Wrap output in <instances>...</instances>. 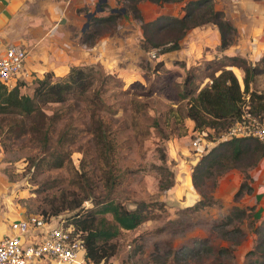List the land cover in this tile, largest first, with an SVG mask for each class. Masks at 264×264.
I'll return each instance as SVG.
<instances>
[{
	"label": "rangeland",
	"instance_id": "374dc122",
	"mask_svg": "<svg viewBox=\"0 0 264 264\" xmlns=\"http://www.w3.org/2000/svg\"><path fill=\"white\" fill-rule=\"evenodd\" d=\"M186 1L95 0L88 20L70 22L74 27L63 31L88 51L77 66L91 69L95 79L81 96L68 92L62 102L36 96L37 80L46 72L51 73L48 86L62 84L67 73L24 70L28 76L17 77L20 95L30 96L33 104L29 110H0V231L8 230L18 216H44L57 206L63 208L59 214L70 216L76 209L68 207L76 202H81L79 209L113 199L131 209L144 201L151 204L152 215L136 228L120 230L118 249L108 264H264V216L234 208L257 207L254 192L264 190V183L259 184L264 159L253 165L245 154L230 160L229 168L214 167L211 175L200 177L199 187L191 185L193 166L202 157L192 142L212 140V148L230 127L207 111L220 102L214 84L232 77L242 89L244 70L231 64V57L254 59L232 55L229 47L241 42L247 53L248 43L240 41L237 29L235 41L221 48L207 26L205 39L198 34L191 40L189 56L164 45L151 47L143 35L140 15L145 21L159 15L179 17ZM212 1L241 25L252 18L251 4L247 11L237 0ZM157 21L149 32L155 42L166 36V18ZM251 32L264 56V42ZM99 47L115 53L95 57ZM128 50L139 73L122 76L117 65L129 59L123 57ZM111 61L117 63L114 69ZM249 87L264 93V74L255 75ZM189 107L203 118L199 133L186 115ZM96 129L104 135L102 146ZM187 190L195 194L193 201ZM203 195L211 203L195 208Z\"/></svg>",
	"mask_w": 264,
	"mask_h": 264
},
{
	"label": "trees",
	"instance_id": "16d2710c",
	"mask_svg": "<svg viewBox=\"0 0 264 264\" xmlns=\"http://www.w3.org/2000/svg\"><path fill=\"white\" fill-rule=\"evenodd\" d=\"M183 10V15L179 17L159 15L153 20L145 21L141 15L139 16L144 38L150 43L151 47L164 45L177 49L188 30L205 24H213L217 27L220 34L221 48H225L235 41L237 28L226 17L222 9L215 7L212 0H187L183 5ZM161 18L167 20L166 24L162 26L165 28L166 36L155 42L149 32L151 33V30L158 26L157 20ZM171 33L174 34L170 35ZM231 59L233 60L231 64L241 66L244 70L242 89L237 80H232V77L231 80L226 79L215 82L216 95L220 102L213 108H207V111L213 113L216 119H225L224 121L228 122L230 126L235 120L241 119L244 110L254 115L264 116V93L249 87L250 81L255 75L264 74V56L260 57L258 55L253 61L237 56H232ZM50 74V71H48L43 78L37 80L35 93L40 99L51 97L52 100L62 102L66 100L67 97H64L68 92L81 96L94 84L95 80L91 69L72 66L62 84H50L48 86ZM12 86L9 88L8 83L0 81V110H29L30 105L33 104V99L27 95H20L16 83ZM186 115L194 120L196 123L195 130L199 132V129H201L200 123L203 121V118L200 121L199 115L201 113L189 107ZM214 126V122L210 120L209 127L213 128ZM96 135L97 143L102 146L101 142L104 141V135L100 129L99 132L96 129ZM245 154L252 157L253 165H255L264 157V146L255 137L246 135H234L221 140L205 154H202L198 163L193 166L191 185L199 187L198 179L200 177L211 175L214 167L218 171L229 168L231 166L230 160L235 161ZM204 199L205 195L194 207L200 208L211 203V201H205ZM80 204L81 202H76L68 207L76 209V211L67 218L75 224L84 236V261L87 264H108L109 259L116 254L118 249L115 238L120 230L136 228L152 215L149 212L151 204L144 201L137 203L136 207L131 209L113 199H108L93 207L77 209ZM234 208L240 214L247 212L248 209L255 213V206L245 209ZM53 209L54 211L49 214H59V211L63 208L57 206ZM107 214L111 218H108Z\"/></svg>",
	"mask_w": 264,
	"mask_h": 264
},
{
	"label": "crops",
	"instance_id": "0c3cea01",
	"mask_svg": "<svg viewBox=\"0 0 264 264\" xmlns=\"http://www.w3.org/2000/svg\"><path fill=\"white\" fill-rule=\"evenodd\" d=\"M94 1L95 0H0V56L9 44H20L25 48L27 56L23 71L17 77L28 76L27 70L30 72L36 71L39 75L48 70L54 71V73L59 75H65L72 66H77L79 57H82L84 53H88L87 50L79 45L76 39H73L76 38V36L68 34V29L74 27L70 22L89 19L90 16L88 17V14H90V5L92 6ZM237 1L239 3L238 6L245 3L247 11V5L249 4H251L253 10H255H250L252 11L250 17L252 18L246 21V25H241L240 22H237V19L233 17V13H229V10L223 7V5H221V8L225 11L226 17L237 27L238 32H240V41L243 39L248 43L249 49L245 48L248 54L243 52L244 47L241 46V42L234 43L230 45L229 48L234 51L232 55H236V53L246 54L249 58L255 59L256 56L262 55V51H258L260 46H255V39L251 40V31L257 33L256 36L260 39L259 41L262 43L264 42V38L262 39V37H264V0L256 3L247 0ZM207 26L211 29L214 39L220 43V34L217 27L213 24H205L201 26L202 29L194 27L188 30L180 41V47L175 49L177 53L182 55H187V53H189L190 56L191 40L195 39L198 34L201 40L205 39L206 34L204 31H207ZM257 27H260V30H258ZM64 29H66L68 33L63 31ZM249 43L254 45H250ZM260 45L263 46V44ZM201 49L202 48H200V52L198 53L202 56ZM95 52V57L103 54L115 53V51L112 50H101L100 47L99 50ZM131 52L132 51L128 50L124 53L125 56L123 57L129 56V59L121 60L123 63L121 62V64L118 65L115 61L109 63V65H112L113 69L116 65L119 66L120 68H118V71L122 76L139 73V66L135 63V58L132 56ZM189 56H186L185 60H188ZM16 79L12 80L10 83L14 84ZM259 168L261 169V167ZM255 177L257 176L255 175ZM260 179H263L262 182L259 183L261 185L260 187H263L264 170ZM254 194V199L257 202L255 212L261 213V216H264V190L259 194L258 187V190H255ZM57 264L82 263L60 262ZM110 264H112L111 261Z\"/></svg>",
	"mask_w": 264,
	"mask_h": 264
},
{
	"label": "built area",
	"instance_id": "2783aa9c",
	"mask_svg": "<svg viewBox=\"0 0 264 264\" xmlns=\"http://www.w3.org/2000/svg\"><path fill=\"white\" fill-rule=\"evenodd\" d=\"M26 56L20 44L6 46L0 56V81L9 84L15 80L23 71ZM234 135L255 137L264 146V116L244 110L241 119L234 121L224 138ZM213 144L212 140L200 138L192 142L198 155L209 151ZM84 253V236L62 214L18 216L10 221L8 230L0 231V264H29L39 259L84 263Z\"/></svg>",
	"mask_w": 264,
	"mask_h": 264
},
{
	"label": "bare ground",
	"instance_id": "6f19581e",
	"mask_svg": "<svg viewBox=\"0 0 264 264\" xmlns=\"http://www.w3.org/2000/svg\"><path fill=\"white\" fill-rule=\"evenodd\" d=\"M186 196L189 199V201H193V199L195 198V194L191 192L190 190L186 191Z\"/></svg>",
	"mask_w": 264,
	"mask_h": 264
},
{
	"label": "water",
	"instance_id": "95a60500",
	"mask_svg": "<svg viewBox=\"0 0 264 264\" xmlns=\"http://www.w3.org/2000/svg\"><path fill=\"white\" fill-rule=\"evenodd\" d=\"M90 16V14H88V17ZM88 20V19H87ZM194 200V199H193Z\"/></svg>",
	"mask_w": 264,
	"mask_h": 264
}]
</instances>
